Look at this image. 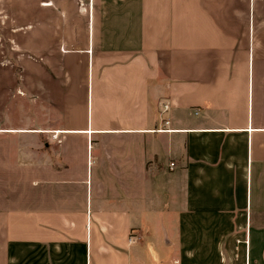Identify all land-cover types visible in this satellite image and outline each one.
<instances>
[{"label": "crops", "instance_id": "0c3cea01", "mask_svg": "<svg viewBox=\"0 0 264 264\" xmlns=\"http://www.w3.org/2000/svg\"><path fill=\"white\" fill-rule=\"evenodd\" d=\"M87 12L0 124V264H264V0Z\"/></svg>", "mask_w": 264, "mask_h": 264}, {"label": "rangeland", "instance_id": "374dc122", "mask_svg": "<svg viewBox=\"0 0 264 264\" xmlns=\"http://www.w3.org/2000/svg\"><path fill=\"white\" fill-rule=\"evenodd\" d=\"M101 1L94 0L96 10ZM89 5L93 0H0V124L24 118L26 88L36 103L41 87L58 81L61 45L67 38L66 49H76L87 38Z\"/></svg>", "mask_w": 264, "mask_h": 264}, {"label": "built area", "instance_id": "2783aa9c", "mask_svg": "<svg viewBox=\"0 0 264 264\" xmlns=\"http://www.w3.org/2000/svg\"><path fill=\"white\" fill-rule=\"evenodd\" d=\"M168 108V106H165V109H167ZM175 167V164L174 163H172V164H170V168L171 169H173ZM138 238L136 237V236H132L131 238H130V242H135L136 240H137Z\"/></svg>", "mask_w": 264, "mask_h": 264}]
</instances>
